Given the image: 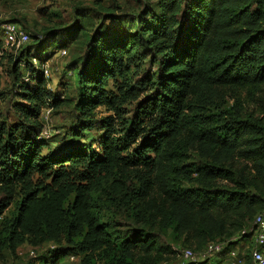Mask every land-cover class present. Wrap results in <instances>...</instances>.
<instances>
[{
  "label": "trees",
  "instance_id": "obj_1",
  "mask_svg": "<svg viewBox=\"0 0 264 264\" xmlns=\"http://www.w3.org/2000/svg\"><path fill=\"white\" fill-rule=\"evenodd\" d=\"M144 1L128 32L119 34L112 27V33L103 34L105 17L84 67L77 71L88 109L106 105L113 111L93 122L102 130L101 154L90 152L79 126L68 136L72 142L60 145L59 154L42 155L38 100L50 76L44 73L42 36L35 39L38 51H22L15 59L20 62L14 66L15 80L23 78L18 68L23 63L29 75L24 79L32 81L19 84L21 102L15 104L24 123L0 120V210L10 205L18 185L29 192L8 237L0 236V249H15L25 235L35 247L64 240L73 244L84 225V240L93 251L103 250L109 264L166 260L169 250L159 234L168 232L197 255L182 264L223 262L212 260L214 255L226 256L231 264L229 251L236 248L244 264H253L252 251L258 246L254 220L264 213V0ZM63 31L54 28L47 36L57 38ZM147 57L157 69L153 77L139 79ZM33 59L41 65H34ZM132 68V79L119 86L120 95L110 97L104 88L108 79L126 77ZM145 87L150 94L125 118L122 106L138 100V91ZM239 91L253 93L251 109L235 105L229 116L209 110ZM60 103L55 98L50 105ZM136 143L137 160L128 155ZM192 155L198 160L191 161ZM74 163L105 175L118 171L123 177L132 169L139 187L126 190L122 181L114 180L108 197L112 204L106 207L125 213L137 226L119 232L103 223L94 211L96 187L64 181L68 172L59 171ZM49 171L58 187L41 198V188L32 186L34 174ZM72 192L76 199L66 207ZM211 242L225 246L219 253L205 254ZM67 255L68 250L56 247L39 260L59 264Z\"/></svg>",
  "mask_w": 264,
  "mask_h": 264
},
{
  "label": "rangeland",
  "instance_id": "obj_2",
  "mask_svg": "<svg viewBox=\"0 0 264 264\" xmlns=\"http://www.w3.org/2000/svg\"><path fill=\"white\" fill-rule=\"evenodd\" d=\"M144 3V0L140 2L137 0H0V23L15 21L25 28L32 37L21 48L10 46L5 48L3 36L0 34V120L11 125L24 123L20 113L15 109V104L21 102L22 91L19 84L23 81L30 83L32 80L24 79L29 75L25 72L23 63L18 66L19 70L24 72L21 73L23 78L20 77L18 81L15 80L14 66L20 63L16 62L15 59L21 58L20 53L22 51L30 50L31 53L38 51L39 41L36 42L35 39L42 36L44 41H41L40 47L45 52L42 63L44 62V68H48L50 71V76L41 89L40 97L42 99L38 100L42 108L39 119L42 129L39 135L45 140V145L41 149L42 155L59 154L62 150L59 148L60 145L63 142H72L68 136L72 135V131L77 130L79 126L85 132L90 152L101 154L99 141L102 130L98 124L94 125L93 122L113 114V111L106 105H98L88 109L85 104V87L78 82L77 71L84 67L92 50L91 40L100 31L101 23L106 21L104 20L105 17L107 18V27L103 34L108 35L109 32L112 33L113 31L119 34L128 32L134 28L132 22L144 10ZM147 4L148 2H146V6ZM77 25L81 26L83 30L77 29ZM112 27L113 31L110 30ZM54 28H63L64 31L57 38L47 36ZM53 42L57 45L53 46L54 48L51 46ZM62 42H68V45L63 47L60 45ZM59 49L66 50V53L63 54ZM32 63L41 65L39 60L35 59L32 60ZM151 63V58L147 57L141 72H139V79L145 76L153 77L157 65L153 66ZM133 71L132 68L126 77L117 74L108 79L104 88L110 97L120 95V84L129 82L133 77ZM150 92V89L145 87L138 91V100L131 99L122 106L125 118H129L133 114L138 102ZM233 96L226 97L220 103L210 107L209 110L222 116H229L230 113H233V106L251 109L256 100L253 93L248 91H239L237 94L233 93ZM55 98L61 103L58 106L50 105ZM45 130L50 133L49 136L43 134ZM137 146L138 143L132 145L128 152V155L135 160L138 158V153L135 151ZM190 160L195 161L198 158L192 155ZM138 168L143 172H148L144 167ZM59 171L68 172V179L64 181L88 186L92 184L96 187L93 195V201L96 204L94 211L103 223H109L113 230L119 232L137 226L130 223L131 220L125 213H116L106 207V204H112L108 197L113 193L114 188L111 183L114 180L122 181L126 190L139 187L138 177L132 169H130V174L129 171H125L128 173L124 177L122 176L123 173L118 171L111 175H105V172L101 170L92 172L83 163L66 164ZM97 176L98 179L96 180ZM58 179L59 177H57ZM186 185L192 184L187 183ZM32 186L41 188V198H47V193L55 192L58 187L54 182V173L50 171L47 174L35 173ZM28 192L21 185H18L17 194L13 197L10 205L0 210V236L2 239L8 237L11 231L9 228H11L16 216L19 215V208ZM2 197L3 195L0 194V199ZM75 199L76 193H70L64 205L67 207ZM82 226V233L74 239L75 243L73 244L64 240L60 245L45 243L35 247L30 245L31 243L25 235L22 237L23 241L18 242L15 249L9 247L0 249V264H43L39 257L56 247H62L63 250L69 252V255L59 264H83V262L86 264H109L103 250L93 251L86 243L84 239L88 228ZM159 240L168 247L169 253L165 254L166 260L156 264H182L184 261H189L183 255L184 249L187 248L186 245L180 240L174 239L169 232L160 233ZM211 257L212 260L222 259L223 262L220 264H229L226 256L214 255Z\"/></svg>",
  "mask_w": 264,
  "mask_h": 264
},
{
  "label": "built area",
  "instance_id": "obj_3",
  "mask_svg": "<svg viewBox=\"0 0 264 264\" xmlns=\"http://www.w3.org/2000/svg\"><path fill=\"white\" fill-rule=\"evenodd\" d=\"M1 34L3 36L4 47H16L21 48L23 45L31 40L30 33L23 28L19 23L15 21H8L2 24ZM63 54L66 50H61ZM44 73L46 76L50 75L48 68H44ZM45 132V133H44ZM43 134L49 136V132L46 130ZM255 227V238L258 246L252 251L253 264H263L264 263V213H260L256 216L254 220ZM246 231H243V234ZM224 244L211 242L206 248L205 254L219 253L223 250ZM183 255L188 260H196V253L190 249L185 248ZM229 256L232 258L231 264H244V259L238 255L237 250L232 249L229 251Z\"/></svg>",
  "mask_w": 264,
  "mask_h": 264
}]
</instances>
